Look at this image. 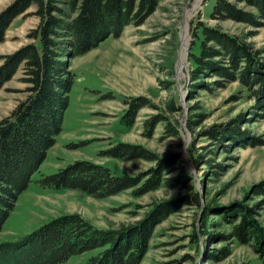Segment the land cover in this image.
<instances>
[{
  "label": "rangeland",
  "instance_id": "374dc122",
  "mask_svg": "<svg viewBox=\"0 0 264 264\" xmlns=\"http://www.w3.org/2000/svg\"><path fill=\"white\" fill-rule=\"evenodd\" d=\"M13 1L0 0V12ZM213 4L214 0H162L144 24L128 25L119 37L111 35L89 52L68 60L75 77L63 129L33 181L20 194L0 231V243L20 239L65 214H79L98 228L118 230L137 224L157 205L198 194L201 206L183 204L155 225L141 264H264V254L255 248L253 240L245 243L236 236L227 238L232 231L229 221L239 216L233 211L242 205L254 209L251 216L264 227V194L257 193L258 185L264 182V105H259L240 81L204 90L194 86L191 78V55L199 53L195 36L198 22L217 23L209 18ZM34 11L35 6L10 25L5 41L0 43V65L6 55L31 42L28 34L39 22ZM218 24L264 50V26L257 28L233 20ZM23 76L20 68L0 89V120L27 96L28 84L22 81ZM214 80L218 77L202 79L200 86L213 85ZM140 98H146L148 105L127 128L122 117ZM170 102L179 110L172 112ZM159 114L169 121L177 120L178 136L167 135L168 120L158 123L152 135H147L146 122ZM197 114L202 116H197L195 126L190 127V120ZM218 124L236 127L233 132L241 137H226L228 141L220 143L202 133ZM249 141L260 144L248 145ZM119 142L142 145L160 158L179 156L164 176L172 177L183 170L192 189L162 185L142 195L128 189L97 198L74 189L57 191L38 184L42 174H53L78 160H91L133 176L156 166V162L141 158L122 160L102 154ZM199 155L207 163L200 159L197 164ZM209 160L220 166L211 165ZM206 206L212 210L208 233L202 225ZM221 213L228 215L227 220L220 218ZM98 251L74 255L61 264H85Z\"/></svg>",
  "mask_w": 264,
  "mask_h": 264
},
{
  "label": "trees",
  "instance_id": "16d2710c",
  "mask_svg": "<svg viewBox=\"0 0 264 264\" xmlns=\"http://www.w3.org/2000/svg\"><path fill=\"white\" fill-rule=\"evenodd\" d=\"M161 1L14 0L0 12V43L5 41L12 22L31 7L35 6L33 13L39 19L37 26L28 34L31 42L6 55L0 65V89L20 68L24 75L22 81L28 84L25 99L0 120V231L63 129L75 77L68 60L89 52L111 35L119 37L128 25L144 24ZM244 5L250 8L246 9ZM209 18L217 23L199 21L195 33L199 40V53L191 55L194 86L212 90L240 81L251 92L252 98L263 106L264 50L255 48L242 36L225 30L218 23L233 20L263 27L264 0H214ZM212 76L218 77L213 85L210 82L200 86L202 79ZM147 101L140 98L130 105L122 117L127 128L134 125L139 110L148 105ZM169 108L172 112L179 110L172 102ZM197 116L202 114L192 117L190 127L195 126ZM168 119L163 114L153 116L146 122L147 135H152L156 125ZM174 121L177 120H168L166 124L168 136L179 135ZM236 123L239 124L240 120ZM229 124L210 126L202 133L220 143L228 141L226 137L231 140L241 137L233 132L237 128ZM252 143L249 141L248 145ZM102 154L122 160L141 158L156 162V166L148 173L133 176L126 172L116 173L110 167L91 160H78L53 174H42L37 182L43 188L57 191L74 189L97 198L113 196L128 189H135V194L142 195L162 185H184L192 189L189 176L183 170L172 177L164 176L163 172L178 162L177 155L160 158L144 146L128 142H119L103 150ZM200 159L205 161L199 155L195 158L197 164ZM212 161L209 160L210 164ZM263 184L258 185L259 195L264 194ZM200 203L198 194L192 199L183 196L178 201L157 205L137 224L118 230L98 228L79 214L61 215L20 239L1 242L0 264H61L90 250L99 251L85 264H141L148 252L155 225L183 204L201 206ZM252 210L242 205L233 211L239 216L229 221L232 231L227 238L236 236L245 243L253 240L255 248L264 254V227L255 216H251ZM211 211L206 206L202 215L204 233L210 231L208 219ZM227 216L226 213L220 214L222 219L227 220ZM223 252L226 253L227 249Z\"/></svg>",
  "mask_w": 264,
  "mask_h": 264
},
{
  "label": "bare ground",
  "instance_id": "6f19581e",
  "mask_svg": "<svg viewBox=\"0 0 264 264\" xmlns=\"http://www.w3.org/2000/svg\"><path fill=\"white\" fill-rule=\"evenodd\" d=\"M187 27H188V25L186 24L184 29L185 30L188 29ZM185 30H184V35H183V41H184L183 44H184V49H187V36L188 35H187V32H186L187 30L186 31Z\"/></svg>",
  "mask_w": 264,
  "mask_h": 264
}]
</instances>
